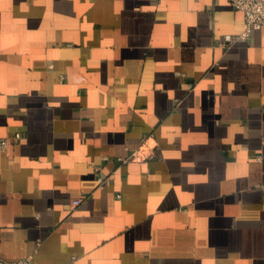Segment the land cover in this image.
<instances>
[{"label": "crops", "instance_id": "crops-1", "mask_svg": "<svg viewBox=\"0 0 264 264\" xmlns=\"http://www.w3.org/2000/svg\"><path fill=\"white\" fill-rule=\"evenodd\" d=\"M244 26L229 0H0V256L264 264V26L222 45Z\"/></svg>", "mask_w": 264, "mask_h": 264}, {"label": "built area", "instance_id": "built-area-1", "mask_svg": "<svg viewBox=\"0 0 264 264\" xmlns=\"http://www.w3.org/2000/svg\"><path fill=\"white\" fill-rule=\"evenodd\" d=\"M230 3L243 13L245 19L244 28L235 35H225L222 41V45H227L230 41L236 39H247L253 30L260 29L264 26V0H229ZM21 133L15 132L12 137L19 138ZM9 143L7 136L0 137V151H6ZM134 152L124 159L119 158L121 161H125L128 157H132ZM96 187L101 188L108 182L110 175H104L100 171V167L95 166ZM80 197H74L70 199V207L74 208L81 202ZM31 260L30 255H25L17 259H5L0 256V264H29Z\"/></svg>", "mask_w": 264, "mask_h": 264}]
</instances>
